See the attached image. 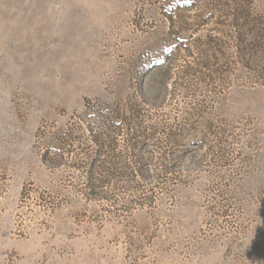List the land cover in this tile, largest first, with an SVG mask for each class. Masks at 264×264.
<instances>
[{
	"label": "rangeland",
	"instance_id": "obj_1",
	"mask_svg": "<svg viewBox=\"0 0 264 264\" xmlns=\"http://www.w3.org/2000/svg\"><path fill=\"white\" fill-rule=\"evenodd\" d=\"M0 264H264V0H0Z\"/></svg>",
	"mask_w": 264,
	"mask_h": 264
}]
</instances>
